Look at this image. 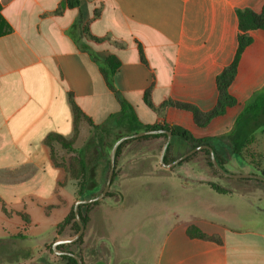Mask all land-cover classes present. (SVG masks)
I'll use <instances>...</instances> for the list:
<instances>
[{
	"label": "crops",
	"instance_id": "obj_1",
	"mask_svg": "<svg viewBox=\"0 0 264 264\" xmlns=\"http://www.w3.org/2000/svg\"><path fill=\"white\" fill-rule=\"evenodd\" d=\"M64 1L0 0V213L20 217L27 239L53 240L77 197V180L54 162L46 141L51 133L75 135L72 100L95 124H106L121 110L119 92L144 124L206 138L231 133L264 88V28L249 29L229 86L235 103L204 124L187 107L215 108L218 76L239 47L237 11L259 13L264 0ZM111 54L114 90L102 70ZM170 143L173 154L189 148L180 137ZM262 153L264 126L228 161L238 157L258 169ZM155 156L144 149L118 156L120 194L97 205L88 245L74 250L84 264H264V212L250 194L219 193L189 164L171 170ZM56 211L53 227L31 230L40 214Z\"/></svg>",
	"mask_w": 264,
	"mask_h": 264
},
{
	"label": "trees",
	"instance_id": "obj_2",
	"mask_svg": "<svg viewBox=\"0 0 264 264\" xmlns=\"http://www.w3.org/2000/svg\"><path fill=\"white\" fill-rule=\"evenodd\" d=\"M80 0H65L64 4L69 7H76L79 5ZM240 21L241 33L239 34V47L237 50V54L233 62L227 66L218 76V88H219V98L217 105L215 108L208 112L202 113L196 107L187 105L190 107L194 114L196 121L199 124H204L211 120L214 116L223 114L227 107L233 105L235 103V98L229 92V86L233 81L236 71L237 65L239 61V57L243 49L247 44L250 43L251 37L246 33L249 29H259L264 28V6L261 12L257 13L250 8L239 9L237 11ZM4 25L6 29L4 32H8L11 30V27L5 22ZM116 56L111 54L104 60L102 63V70L105 74V79L107 85L110 89L114 90L113 84V75L116 71ZM118 98L121 101V110L116 115L113 116L110 121L106 124H95L80 108L76 105L75 101H73L74 106V114H75V135L72 138H66L65 136L58 133H51L48 135L46 141L51 147L52 158L54 162L66 169L69 175L77 180L78 189L77 194L81 198H90L96 196L94 191L100 188V180L101 178L108 176L109 168H110V154L114 143L124 135L155 129V128H166L172 131L174 137H180L183 139L190 148H194L201 144H208L213 147L215 156L219 164L228 170L225 167L226 162L229 159L231 154H237L239 156L243 155L244 148L248 145L251 140L252 134L254 131L262 126H264V88L260 91L255 92L253 97L246 103L245 108L241 112V114L237 118L236 126L234 130L224 136H214V137H206V138H195L190 131L181 127L170 124H157V125H146L137 116V113L131 103H129L119 92H116ZM148 101V100H147ZM84 119L88 122L90 130L87 139L85 140L83 146L81 148L75 147V141L78 137V128L79 124ZM164 137L166 140V134H151L144 135L141 137L130 138L122 142L116 152L115 155V163L117 165L118 156L123 150V147L126 144H129L133 141H149L153 139H159ZM172 147V143L169 144L166 154L164 156L165 162H171L168 159V153ZM60 151L63 153H77V164L72 161L66 164V157L59 156ZM203 152L208 155V166L212 168L214 175L219 176L220 178L230 180L235 184V186L231 189H227L224 186L212 182L211 180H206L199 178L200 180L206 181L208 185L211 186L214 190L219 193H231L234 191L240 192L243 195H248L252 192V190L248 187L249 184H264V181L254 178H230L223 176L218 170L215 169L210 156V151L207 148L196 151L191 154L184 160H182L179 164L189 163L192 160L199 156V154ZM176 159V158H175ZM174 159V160H175ZM173 161V160H172ZM102 168V172L100 171ZM229 171V170H228ZM258 174L264 175V169L258 168V171L255 172ZM118 173L115 167L114 176L112 179L111 187L114 185L116 177ZM105 183V182H104ZM103 185V183H102ZM120 194V192H119ZM118 194V196H119ZM112 195V190H109L106 196ZM118 198V197H117ZM248 198V197H247ZM248 200L260 211L264 212V202H260L258 200H252L248 198ZM99 201L89 203V204H81L78 208L80 219L87 228L88 218L86 214L82 213L83 207H89L94 204H97ZM70 225L74 231V234H77L80 230V225L76 220V213L74 209V205L71 207V210L67 214V216L59 222L55 227L56 235L60 234L61 231ZM84 235V234H83ZM81 236L77 241L73 243L67 244H59L57 246L58 251H71L74 252L72 246L82 243L84 236ZM73 236V235H72ZM23 237L24 236H20ZM58 240L54 238V241ZM53 246V245H52ZM52 251L53 247H52ZM78 254V253H77ZM81 258V254H78ZM58 257L66 262V264H78V261L69 255H58ZM34 264H42L40 262H35Z\"/></svg>",
	"mask_w": 264,
	"mask_h": 264
},
{
	"label": "rangeland",
	"instance_id": "obj_3",
	"mask_svg": "<svg viewBox=\"0 0 264 264\" xmlns=\"http://www.w3.org/2000/svg\"><path fill=\"white\" fill-rule=\"evenodd\" d=\"M89 130H90V127H89L88 122L82 119V121L79 124V128H78V137L75 141V147L77 149L80 148L79 146L83 145L84 141L87 139L89 135ZM78 139H80V142L77 143ZM164 142H165V138L161 137L159 138L158 142H157V139H153V140L134 143V144L133 143L126 144L123 147V151L132 152V151L143 150V149L146 151H153L156 153V156H155V159L157 161L156 165L163 167V164L162 163L160 164L158 162V159L161 156V150H162ZM189 149L191 148L189 147L186 150H189ZM252 150H255L253 146L248 147L246 149V154L251 155L250 157L253 158L254 153L252 152ZM185 151L181 150L176 154L169 152L168 159L172 161L176 157L180 156ZM62 154H64L66 157V164L69 163V161H72L75 164H77V153H72V152L63 153L62 151H60L59 156H63ZM255 157L258 158V160H255V161L258 162V166L260 167V169H264V153H262L261 155H258V157L257 156ZM207 160H208V155L206 153L201 152L198 157L194 158L192 162H189L187 164H189L190 166H192L198 171L196 178H198L199 176L202 179L211 180L212 182L220 184L227 189L233 188L236 183L214 175L212 168L208 166ZM181 164H177L171 167V170H174V169L179 170V168H181ZM225 165H226L225 167L230 172L255 173L258 171L257 167H254L252 165L248 166L247 164H243L242 161L238 157L237 159L233 161V163L227 161ZM104 182L106 183V177L105 179L101 178L100 188L94 191L95 195H98L103 190L105 186ZM118 183H119V178L116 177L114 185L110 188V190H112V195L105 196L103 199L99 200L97 204L82 208V213L86 214L88 218L87 228L85 229L83 233L84 235L88 234V232L91 230V226H94L96 223L97 205L107 200H114L118 197V194H119ZM245 187H248L252 190V192L250 193V196L252 197V199H254L255 201L258 200L260 202H264V184L252 183V184H249V186H245ZM78 199H81V197H79L77 194L75 202ZM60 217H61V213L57 211L53 213L49 218L44 217V214H40L38 219H40L42 222L41 223L36 222L32 224L30 228L32 231L33 230L41 231L44 229L51 228L53 227V225L56 223V221ZM22 225H23V220L20 217L13 216L11 219H8L7 217H5L4 215L0 213V264H20V263L21 264H34L35 262H40L42 264H66L64 260L58 257V254H56L55 251L54 252L52 251V245H53L52 239L51 240L48 238L45 239V236L41 238H37V239H35L34 237H30L29 239L20 237V236H24L22 233V229L18 231L22 227ZM55 227L53 229H55ZM76 235L77 234H74L72 227L70 225H67L66 227H64V229L61 231L59 235L58 234L55 235V238L57 239L72 238ZM89 241L90 239L88 235H86V238L83 239L82 243L72 246V249L73 250L77 249L78 251H82L84 248V245H88ZM87 255H88V252H87Z\"/></svg>",
	"mask_w": 264,
	"mask_h": 264
},
{
	"label": "water",
	"instance_id": "obj_4",
	"mask_svg": "<svg viewBox=\"0 0 264 264\" xmlns=\"http://www.w3.org/2000/svg\"><path fill=\"white\" fill-rule=\"evenodd\" d=\"M151 134H166V136H167L166 140L163 144V147L161 150V156H160L161 163L163 164V166H165L167 168H171V167L179 164L182 160H184L185 158H187L191 154L195 153L196 151L207 148L210 151L211 161H212L215 169L218 170V172H220L223 176L230 177V178H254V179H259V180L264 181V175H262V174L250 173V172H230V171L226 170L217 161L213 147L208 145V144L198 145L194 148H191L190 150H188L187 152H185L184 154H182L181 156H179L175 160H173L171 162H165L164 156H165L167 148H168V146H169V144L173 138L172 131L169 129H166V128H155V129L143 130V131L135 132L132 134L124 135L121 138H119L114 143V145L112 147L111 154H110V168H109L107 180H106V183H105L103 190L96 196H93L90 198H81L75 202L74 209H75V213H76V220H77L78 224L80 225V230L77 233V235L72 237V238H65V239L56 240L52 246L53 250L55 251L56 254L72 256L78 261V264H84L83 259L78 254H76L75 252H71V251H58L57 246L59 244L73 243V242L77 241L83 235V233L85 231V226L80 219L78 208L81 204H89V203L99 201L107 195L108 191L111 188V183H112V179H113L114 172H115V166H116L115 155H116V152H117L119 145L127 139L141 137L144 135H151Z\"/></svg>",
	"mask_w": 264,
	"mask_h": 264
}]
</instances>
